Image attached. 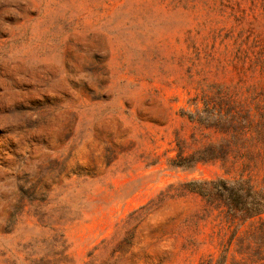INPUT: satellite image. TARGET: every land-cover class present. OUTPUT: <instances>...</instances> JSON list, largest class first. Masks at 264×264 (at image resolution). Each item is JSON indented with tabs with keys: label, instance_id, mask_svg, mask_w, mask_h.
Masks as SVG:
<instances>
[{
	"label": "rangeland",
	"instance_id": "374dc122",
	"mask_svg": "<svg viewBox=\"0 0 264 264\" xmlns=\"http://www.w3.org/2000/svg\"><path fill=\"white\" fill-rule=\"evenodd\" d=\"M241 176L264 0H0V264H259L264 213L186 185Z\"/></svg>",
	"mask_w": 264,
	"mask_h": 264
},
{
	"label": "trees",
	"instance_id": "16d2710c",
	"mask_svg": "<svg viewBox=\"0 0 264 264\" xmlns=\"http://www.w3.org/2000/svg\"><path fill=\"white\" fill-rule=\"evenodd\" d=\"M204 156L192 154L180 156L175 165L188 166ZM187 188L204 196L209 201H219L227 209L230 218L250 219L264 213V190L257 188L251 179L243 176L236 179L218 178L213 180L189 181ZM264 264V256L258 259Z\"/></svg>",
	"mask_w": 264,
	"mask_h": 264
}]
</instances>
